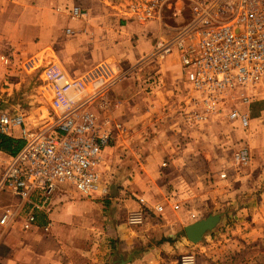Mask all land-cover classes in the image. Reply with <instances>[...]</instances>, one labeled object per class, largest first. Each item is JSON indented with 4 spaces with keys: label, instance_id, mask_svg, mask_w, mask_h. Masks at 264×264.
Masks as SVG:
<instances>
[{
    "label": "crops",
    "instance_id": "0c3cea01",
    "mask_svg": "<svg viewBox=\"0 0 264 264\" xmlns=\"http://www.w3.org/2000/svg\"><path fill=\"white\" fill-rule=\"evenodd\" d=\"M128 3V0L118 3L113 0H0V111L20 113L13 102H36V87L27 95L24 91L22 98L16 100L14 97L25 86L29 89L30 70L36 63L58 62L74 78L88 75L95 79L105 71L107 78L112 76L113 69L108 62L127 60L128 57L135 65L145 58L149 54V51L144 52L150 48L148 42L142 40L144 49L140 45L131 50L128 48L129 51L124 47L133 36L141 37L143 32L141 21L132 16ZM75 6L80 7L82 13L72 18L71 10ZM4 56L9 59L8 65L2 61ZM169 57L175 59L165 55L160 58L168 59V64L178 60L177 56ZM29 60L33 64L23 68ZM102 62H107L104 70L102 65L96 67ZM179 63L175 66L179 72L177 83L190 87L180 60ZM143 85L148 86L146 80L133 86L140 91ZM149 86L153 88V85ZM125 97L119 99L122 107L116 110L121 123H115L122 127L108 125L115 131L116 139L125 131H130L132 136L140 134L135 120H142L144 104L150 106L152 102L151 97L147 104L134 93L131 98ZM95 102L90 108L97 114L99 103ZM55 114L51 109L34 124ZM8 137L22 140L18 129L14 130V136ZM112 145L113 141L103 150V166L108 162L107 154ZM141 145L136 149L140 157L137 171L131 181L126 179V183L130 182L129 187L120 188L114 197H109L111 187L109 189L107 185V193H95L96 196L90 197H82L71 185H61L44 208L36 211L37 220L30 231L22 227L27 209L23 211L21 217L0 234V264H116L127 257L126 253L130 255L126 264H180V255L188 251L197 254L196 264H264V193L258 194L260 202L254 207L233 206L234 222L227 226L226 233L216 240L206 236L207 242L204 240L199 247H191L186 227L195 220L190 212H196L207 195L198 187L195 194H188L185 181L182 177L176 180L172 172L173 166L190 160L170 156L171 150L166 147V157L169 155L171 162L167 173L160 172L157 171L163 160L162 155L157 154L160 146L154 148L152 140ZM0 152L5 151L1 149ZM133 195L144 197L149 207L163 206V212L154 209L161 215L157 217L161 221L157 222L154 217L157 220L150 219L138 228L127 225L125 210L140 207ZM0 197L9 200L6 206L18 202L17 196L8 191ZM107 198L112 200L110 209L105 206L109 203ZM251 198L255 201V196ZM239 215H243L242 222L237 218ZM100 217L104 218V223L98 226L95 222ZM99 236H102L100 247L96 241ZM102 242L104 246H101ZM133 247L137 250H132Z\"/></svg>",
    "mask_w": 264,
    "mask_h": 264
},
{
    "label": "built area",
    "instance_id": "2783aa9c",
    "mask_svg": "<svg viewBox=\"0 0 264 264\" xmlns=\"http://www.w3.org/2000/svg\"><path fill=\"white\" fill-rule=\"evenodd\" d=\"M138 21L161 18L166 7L187 8L190 18L178 28L177 35L159 39L155 52L178 53L186 79L194 94L192 102L201 110L187 115L189 121L206 122L225 114L248 126L249 117L241 114L230 98L241 91L250 98L264 91V0H128ZM80 7L71 17L81 14ZM8 63L7 57H2ZM51 91L50 107L55 116L28 122L22 113L0 112V134L14 136L20 131L23 146L16 152H0V193L17 196L14 206L0 208V234L26 211L22 227L30 230L36 223V211L44 208L61 185L73 186L81 195L107 193L101 166L103 150L114 138L110 120L98 122L90 107L101 99L109 81L104 77L74 78L58 63L50 62L42 70ZM90 80V81H89ZM117 128L122 125L117 123ZM6 157H3V156ZM250 160L247 147L234 154L237 165ZM226 178L225 172L220 174ZM140 202L145 205V199ZM156 211L163 212L161 205ZM144 211L130 214V223L141 224ZM186 255L183 264H194Z\"/></svg>",
    "mask_w": 264,
    "mask_h": 264
},
{
    "label": "rangeland",
    "instance_id": "374dc122",
    "mask_svg": "<svg viewBox=\"0 0 264 264\" xmlns=\"http://www.w3.org/2000/svg\"><path fill=\"white\" fill-rule=\"evenodd\" d=\"M113 1L119 2V0ZM189 12L191 14V11H188V7L182 8L172 5V7L164 9L161 18L140 22L143 27V30L141 29L143 31L141 32V37L133 36L128 45L124 47L126 50L128 48L131 50L135 46L140 45L144 49L141 45L143 40V42L150 44V50L144 49V52L149 51V54L135 65H132L128 57L127 60L124 58L119 62L115 60L113 63L108 62L113 69V74L108 78L105 74L106 71L100 75L106 78L109 84L106 93L101 99L97 100L99 104L96 107L99 110L97 114H101L97 115L98 122L103 124V122L110 120L109 125L114 126V124H117L115 122L121 123L116 114V110L122 107L119 99L122 97L125 99V96L131 98L132 93H134L135 96L142 98L144 102L147 101L146 103L148 104V97L152 98L151 107L149 104H144L142 120H135V127L139 129L138 132L140 134L132 136L130 131H125L117 139L114 135L111 140L114 145H112V149H109V154H107L108 162L105 166H101V172L103 173V178L106 176L105 179L108 181L106 185L109 189L111 187L109 197H114L115 192L119 191L120 188L129 187L130 182L126 183V179L132 180L140 160L136 149L148 140L153 141L154 148L157 145L158 147L160 146L157 154L162 155L163 160L161 159V164L157 171L167 173L169 170L168 163L171 162V159L169 161V155L166 157L165 153L168 148L171 150L172 155L170 156L182 157L184 160L186 158L189 159V163L184 162L173 166L172 172L175 174L176 180H180L182 177V180L185 181L184 185L188 194H195V189L198 187L202 189L205 196L207 195V198L203 200V205L199 206L198 209L194 207L193 210L196 209V212H190L192 220L196 222L206 219L210 215H220V221L213 229L203 235L201 241L197 243L191 241V247H199L202 241H208L206 236H209V239L216 240L220 234L226 233L227 226L234 222L233 206H241V208L254 207L255 204L260 202L258 194L264 193V91L247 99L244 98L246 92L241 91L230 98V104L241 114L249 117L248 126H243L239 120L226 118L225 114L212 116L208 121L201 123H195L187 119V115L201 109L192 102L191 98L194 91H192L191 87L188 85L180 86L181 84L177 83L176 74L179 72L176 71L175 66L180 60L178 53L174 52L171 54L172 56H177L178 60H173L171 64H168V59L163 61L164 59H161V55L155 52L154 47L159 39L177 35L178 28L190 18ZM139 38H142L141 41H137ZM169 56V59H175ZM106 63L102 62L96 67L102 65L100 67L104 70ZM6 64L8 65L9 62ZM32 64L33 62L29 60L23 64V68H27ZM43 65L45 64L36 63V66L33 67L34 69L30 70L31 78L27 86L29 89H26L25 86L24 89L17 91L14 96L17 100L23 97L24 91H26L27 95L33 87L37 88L36 102L34 104L30 102H13L19 108L20 113L27 115L25 116L28 117L30 125L36 123L40 116H44L51 111L50 101L52 95L43 80ZM85 78L90 79L91 77L86 75ZM94 78H99V76ZM142 80H146L148 86L143 85L142 89L140 88V91H138L137 87L133 85L140 84ZM149 84L153 85V88ZM92 111L95 112L94 110ZM9 113L18 112L10 111ZM125 127L127 128L128 126L125 124ZM241 147L249 149L250 160L247 164L240 166L234 161V154ZM163 150L165 154L162 153ZM223 172L227 174L226 178H221L220 174ZM94 196L96 195L94 194ZM252 196H255V201L251 200ZM82 197L86 196L82 195ZM133 198L138 201L140 207L130 211L125 210L124 215L126 216L124 220L127 225L138 228L154 217H161V215L156 213L155 207L152 208L147 205L148 202L144 197L133 195ZM141 198L145 199V205L140 202ZM102 201L97 200L99 203H102ZM107 201L109 203L105 204V206L107 205L106 207L110 209L113 207L112 200L107 198ZM8 203L9 200L0 199V208H3ZM103 210L105 211V207ZM139 210L144 211L143 222L141 224L130 223V214ZM156 218L154 219H158L157 222L161 221V218ZM237 218L241 222L244 220L243 215H239ZM99 219L95 224L101 226L104 223V218L100 217ZM45 232L49 231L45 229ZM101 237L99 236L98 240H96L99 247L100 241H102ZM101 246H104L103 242ZM134 249L137 250L133 247L132 250ZM186 255L194 256V264H196L197 254L192 251L180 255V264H183L182 259ZM126 256L124 259L130 256L129 253H126Z\"/></svg>",
    "mask_w": 264,
    "mask_h": 264
},
{
    "label": "water",
    "instance_id": "95a60500",
    "mask_svg": "<svg viewBox=\"0 0 264 264\" xmlns=\"http://www.w3.org/2000/svg\"><path fill=\"white\" fill-rule=\"evenodd\" d=\"M220 221V215H210L206 219L198 220L186 227V233L190 241L197 243L201 241L203 235L213 229ZM126 259H121L116 264H126Z\"/></svg>",
    "mask_w": 264,
    "mask_h": 264
},
{
    "label": "trees",
    "instance_id": "16d2710c",
    "mask_svg": "<svg viewBox=\"0 0 264 264\" xmlns=\"http://www.w3.org/2000/svg\"><path fill=\"white\" fill-rule=\"evenodd\" d=\"M24 144L23 140H17L0 134V150L16 153Z\"/></svg>",
    "mask_w": 264,
    "mask_h": 264
}]
</instances>
